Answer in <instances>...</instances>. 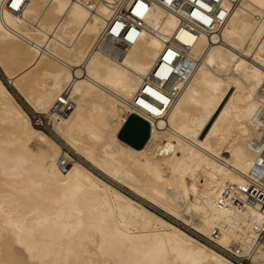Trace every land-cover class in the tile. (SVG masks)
I'll use <instances>...</instances> for the list:
<instances>
[{"label":"bare ground","instance_id":"bare-ground-1","mask_svg":"<svg viewBox=\"0 0 264 264\" xmlns=\"http://www.w3.org/2000/svg\"><path fill=\"white\" fill-rule=\"evenodd\" d=\"M161 1L116 36L131 0H0V70L61 141L0 79V264H235L94 170L264 264L246 189L264 179V0H217L225 19L196 31ZM132 114L140 147L119 136Z\"/></svg>","mask_w":264,"mask_h":264},{"label":"built area","instance_id":"built-area-1","mask_svg":"<svg viewBox=\"0 0 264 264\" xmlns=\"http://www.w3.org/2000/svg\"><path fill=\"white\" fill-rule=\"evenodd\" d=\"M139 0H131L130 4L126 6L125 3L120 4L118 8H116V17L123 20V26L120 27L119 32H121L125 27L129 26L132 22H136V26L139 27L141 24V16L137 15V11H142V8L138 6ZM145 3V10L143 9V13H145L149 7H152V2L158 0H143ZM174 0H162L160 3L161 6H163L165 9L173 12L177 17L180 24H184L185 27H188L191 31H196L197 27L201 25V27L209 28L211 24H213L215 21L218 23H221L225 17L226 12L221 10L220 4H218L217 0H187L186 5L181 9V7H176V3H172ZM195 9H197L202 15H204V18L198 17L195 15ZM209 18V19H205ZM191 25V27L189 26ZM113 27V25H112ZM111 27V28H112ZM111 30V29H110ZM109 30V31H110ZM128 33V30L126 34L124 35V38H126V35ZM172 41H175L177 43L179 42V39H177L176 35L173 36ZM170 44V43H169ZM172 45V44H170ZM254 144V142L252 143ZM264 151V150H263ZM257 186V188H256ZM251 188L249 193L254 192V194H257L256 196H250L248 199L250 202H253L255 200H260L263 207L262 212L264 213V179L260 176H258L257 180L253 182V185H249L246 189ZM264 241V235H260L259 237ZM208 244L218 251L222 252L224 255L228 256L235 264H253V262L249 259L248 256H239L235 252H233L230 249H226L224 247H221L219 245H216L211 241V239H206Z\"/></svg>","mask_w":264,"mask_h":264},{"label":"rangeland","instance_id":"rangeland-1","mask_svg":"<svg viewBox=\"0 0 264 264\" xmlns=\"http://www.w3.org/2000/svg\"><path fill=\"white\" fill-rule=\"evenodd\" d=\"M7 65L9 67H11V70L16 73H18L20 70L19 69H15L13 67V65L10 63V61L6 62ZM24 76V75H23ZM1 79V78H0ZM1 81L3 82V84L9 89L12 90L13 92L14 89L10 86V84L8 83V81L6 79H1ZM11 92V91H10ZM16 93V92H15ZM21 105V104H20ZM21 107L28 113L29 118H30V122L32 123L31 125H33L34 128L42 130L43 132H45L47 135H52L57 141L61 142L56 135H54V131L52 129V122L50 121L49 117L46 116L45 112H34L32 109H30L25 103L24 105H21ZM37 115V116H36ZM51 123V124H50ZM63 149H65V151L73 158V159H80L79 156L75 153L74 150H72L71 148H69L68 146L63 144ZM94 170V169H93ZM94 172L101 176V178H103V180L108 181L110 184L114 185L116 188L120 189L122 192H124L125 194L131 196L133 199L140 201L142 203L145 204L146 207H148L150 210H152L153 212H155L156 214H158L159 216H161L162 218L166 219L167 221L174 223V225H176L177 227L183 229L185 232H187L190 235H194L193 237L199 239V240H204V243H207V238L195 229H193L190 224L188 222H185L183 219H181L180 217H177L173 214L170 215V213H167L166 211L157 208L155 206H152L150 204H148L144 198L139 197L138 195H136L133 191L131 192V190L129 188H127L126 186H122L117 182H114L112 180H109V178L104 174H102L100 171L94 170ZM108 179V180H107ZM177 217V218H176ZM199 237V238H198Z\"/></svg>","mask_w":264,"mask_h":264},{"label":"water","instance_id":"water-1","mask_svg":"<svg viewBox=\"0 0 264 264\" xmlns=\"http://www.w3.org/2000/svg\"><path fill=\"white\" fill-rule=\"evenodd\" d=\"M0 78L6 79L0 70ZM15 99L21 104L24 105L22 99L17 95V93L10 90ZM119 136L128 141L130 144L135 147H140L143 145L144 141L148 136V124L143 119L132 114L128 118V121L123 125L119 131Z\"/></svg>","mask_w":264,"mask_h":264},{"label":"snow or ice","instance_id":"snow-or-ice-1","mask_svg":"<svg viewBox=\"0 0 264 264\" xmlns=\"http://www.w3.org/2000/svg\"><path fill=\"white\" fill-rule=\"evenodd\" d=\"M13 7H16L17 5L16 4H13L12 5ZM140 7L141 8H143V5H140ZM140 13L139 12H137V15H139ZM173 54L170 52L169 54H168V56L170 57V56H172ZM168 57H165V59H167Z\"/></svg>","mask_w":264,"mask_h":264}]
</instances>
